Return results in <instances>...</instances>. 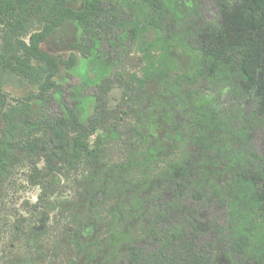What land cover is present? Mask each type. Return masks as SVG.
I'll return each mask as SVG.
<instances>
[{
	"label": "trees",
	"instance_id": "obj_1",
	"mask_svg": "<svg viewBox=\"0 0 264 264\" xmlns=\"http://www.w3.org/2000/svg\"><path fill=\"white\" fill-rule=\"evenodd\" d=\"M67 1L0 0V106H7L1 111L0 173L18 162L31 163L33 182L41 188L38 208L54 193L51 174L88 153L86 139L112 113L106 100L110 77L95 85L94 112L86 123L73 107L43 116L31 113L33 98L43 107L53 104L61 91L55 80L60 66H74L76 52L88 57L95 37L102 31L113 34L122 21L104 0H85L80 9ZM134 3V31L150 26L162 39L159 58L149 51L156 44L143 40L147 66L143 77L132 75L136 86L129 85L128 99L146 108L147 86L161 74L163 98L155 106L174 129L178 113L185 115L192 148L179 159H168L160 139L113 125L114 138L135 153L129 175L135 208L133 221L122 232L105 236L97 249L112 247L107 264H223L216 257L221 245L224 264H264V0H218L216 21L187 15L185 44L195 62L171 86L166 81L168 46L176 42L174 24L181 20L166 12L162 0ZM36 21L41 27L34 30ZM66 21L83 33L72 51L64 57L43 50L41 43ZM231 53L236 55L230 61ZM201 77L220 78L226 100L193 89ZM184 82L188 86L181 91ZM6 84H34L37 92L7 103ZM37 157L43 160L41 168ZM21 222L15 225L14 240L23 237L30 245L32 231H24ZM74 244L83 254L97 243Z\"/></svg>",
	"mask_w": 264,
	"mask_h": 264
},
{
	"label": "rangeland",
	"instance_id": "obj_2",
	"mask_svg": "<svg viewBox=\"0 0 264 264\" xmlns=\"http://www.w3.org/2000/svg\"><path fill=\"white\" fill-rule=\"evenodd\" d=\"M84 1L68 0L67 4L73 9H80ZM104 1L113 5L122 19L119 29L111 35L102 31L95 37L88 57L76 52L74 66H60L55 80L61 85V91L54 94L53 104L43 107L39 99L33 98L30 110L34 115L43 116L60 112L66 106L73 107L80 121L86 123L94 112L95 85L110 77L113 85L106 94V100L112 113L86 139L89 152H85L73 166L66 165L61 172L51 174L54 193L42 207H37L41 188L33 182L31 163L18 162L1 171L0 264H107L106 253L112 251L113 254V249L107 247L106 250H98V242L107 235L110 237L113 232H122L133 221L131 211L135 208L129 181V175L134 173L131 162L135 153L127 151L122 139L114 138L113 125L122 131L134 127L145 136L160 139L167 148L168 159H179L192 148L185 115L178 113V123L174 129L166 114L155 106V102L163 98L161 74L147 86L146 108L128 99L129 85L136 86L132 75L143 77L147 66L148 50L144 48L143 40L156 44L149 51L159 58L161 35L150 26L145 28L141 25L139 32L134 31L138 23L134 0ZM162 2L172 18L181 20L174 24L176 42L168 46L166 81L171 86L195 62V57L185 44L187 15L189 19L216 21L219 5L218 0ZM190 10L195 14L190 15ZM40 27L38 21L32 26L34 30ZM82 35V29L75 22L66 21L41 43V48L53 55L67 57L72 51L71 45L79 42ZM235 55L231 53L228 60H233ZM187 86L184 82L181 91ZM191 87L201 94L217 96L220 101L228 96L221 95L226 86L218 77H201ZM3 89L7 93V103L12 104L16 103L14 98L37 92L34 84L23 88L6 84ZM169 100L164 98L163 103L169 105ZM4 108L7 106H0V136L3 124L1 111ZM36 162L38 168L43 166L42 158L37 157ZM20 220L24 231H32L28 237L30 245L23 237L14 240L15 225ZM75 240L84 245L97 244L88 246L83 254H78ZM216 257L219 262L226 263V252L221 245L217 247Z\"/></svg>",
	"mask_w": 264,
	"mask_h": 264
}]
</instances>
